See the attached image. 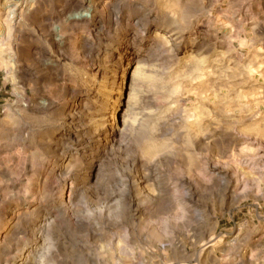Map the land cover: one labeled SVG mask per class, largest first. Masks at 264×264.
Masks as SVG:
<instances>
[{
    "label": "rangeland",
    "instance_id": "374dc122",
    "mask_svg": "<svg viewBox=\"0 0 264 264\" xmlns=\"http://www.w3.org/2000/svg\"><path fill=\"white\" fill-rule=\"evenodd\" d=\"M0 264H264V0H0Z\"/></svg>",
    "mask_w": 264,
    "mask_h": 264
},
{
    "label": "bare ground",
    "instance_id": "6f19581e",
    "mask_svg": "<svg viewBox=\"0 0 264 264\" xmlns=\"http://www.w3.org/2000/svg\"><path fill=\"white\" fill-rule=\"evenodd\" d=\"M90 2H91V1H90ZM88 14H89V13L83 12V13L78 14L76 18H84V17H88ZM74 17H75V16H74ZM80 20H81V19H80ZM130 61H131V60H130Z\"/></svg>",
    "mask_w": 264,
    "mask_h": 264
}]
</instances>
